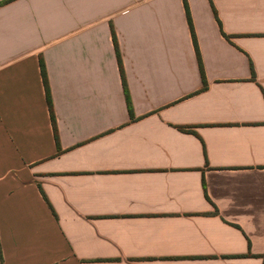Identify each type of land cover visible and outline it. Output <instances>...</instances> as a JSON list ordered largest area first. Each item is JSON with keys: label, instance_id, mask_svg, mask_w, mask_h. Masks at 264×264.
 Returning <instances> with one entry per match:
<instances>
[{"label": "crops", "instance_id": "obj_1", "mask_svg": "<svg viewBox=\"0 0 264 264\" xmlns=\"http://www.w3.org/2000/svg\"><path fill=\"white\" fill-rule=\"evenodd\" d=\"M0 264H264V0H0Z\"/></svg>", "mask_w": 264, "mask_h": 264}, {"label": "trees", "instance_id": "obj_2", "mask_svg": "<svg viewBox=\"0 0 264 264\" xmlns=\"http://www.w3.org/2000/svg\"><path fill=\"white\" fill-rule=\"evenodd\" d=\"M185 7H186V12H187L189 25H190L191 32H192V35H193L194 44H195L196 49H197L198 61H199V66H200V71H201V76H202V82H203V88H206L207 87V81H206L205 74H204L203 64L201 62L200 55H199V50H198V45H197V41H196V37H195V32H194L193 25H192L191 15H190V12H189V9H188L186 1H185ZM116 49H117L118 62L120 64V68H121V72H122V78H123V84H124L125 93H126V99H127V103H128V109H129L130 115L133 117L134 114L132 112V105H131L130 95L128 93L127 86H126V81H125V77H124V73H123L121 55H120V52H119V48H118L117 42H116ZM251 69H252V72L254 73L252 65H251ZM41 73H42V77H43V81H44V85H45V89H46V96H47V101H48V104H49L50 113H51L52 120H53L54 125H55V117H54V112H53L52 102H51V97H50V90H49V86H48L47 73H46V69H45V65H44L43 60H41ZM180 129L186 130V128H184V127H180ZM55 131H56V129H55Z\"/></svg>", "mask_w": 264, "mask_h": 264}]
</instances>
